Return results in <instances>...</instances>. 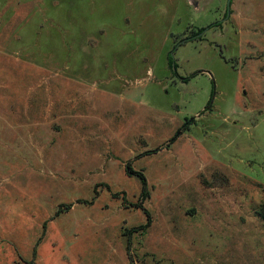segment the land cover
<instances>
[{"label": "rangeland", "instance_id": "obj_1", "mask_svg": "<svg viewBox=\"0 0 264 264\" xmlns=\"http://www.w3.org/2000/svg\"><path fill=\"white\" fill-rule=\"evenodd\" d=\"M91 1L0 0V264H264V0Z\"/></svg>", "mask_w": 264, "mask_h": 264}, {"label": "trees", "instance_id": "obj_2", "mask_svg": "<svg viewBox=\"0 0 264 264\" xmlns=\"http://www.w3.org/2000/svg\"><path fill=\"white\" fill-rule=\"evenodd\" d=\"M217 22H215V24L213 25H216ZM205 29V27H202V28H199V32L203 31ZM167 60H168V65L172 68L173 65L174 67L176 68V64L174 63V60H173V57L170 55V53L168 52L167 54ZM175 68L173 69V71L175 72ZM209 102L210 100L207 102L206 106H205V109L208 108V105H209ZM195 121V118L192 117L191 119H187L181 127L178 128V130H186L188 129L189 125L192 124L193 122ZM175 138L174 137H171L170 138V141H173ZM151 150H146L144 152H142L141 154L139 155H143V154H146L148 152H150ZM126 172L130 175H137L141 181V184H142V189H141V193H140V197H139V200L138 202H136L135 204H133L135 207H140L145 215H146V222L140 226H138L135 230L137 229H146L150 223H151V218H150V214L149 212L147 211V209H145L142 205V202L149 196V190H148V187H147V183H146V178L144 176V174L141 172V171H137V170H134L131 168L130 166V163H126ZM263 195H264V191H263ZM71 206V204H65L64 207L65 209L69 208ZM61 207L58 208V210L56 211V214H58L60 211H61ZM260 216L262 219H264V202L262 204V207H261V210H260Z\"/></svg>", "mask_w": 264, "mask_h": 264}, {"label": "crops", "instance_id": "obj_3", "mask_svg": "<svg viewBox=\"0 0 264 264\" xmlns=\"http://www.w3.org/2000/svg\"><path fill=\"white\" fill-rule=\"evenodd\" d=\"M92 1H93V0H92ZM92 1H91V2H92ZM33 6H36V1L34 2ZM30 21H32V20H30ZM30 21H29V22H30ZM34 21H37V20H34ZM41 21H42V20H41ZM39 22H40V21H39Z\"/></svg>", "mask_w": 264, "mask_h": 264}, {"label": "water", "instance_id": "obj_4", "mask_svg": "<svg viewBox=\"0 0 264 264\" xmlns=\"http://www.w3.org/2000/svg\"><path fill=\"white\" fill-rule=\"evenodd\" d=\"M229 14V9L227 8V15ZM173 68H174V65H173Z\"/></svg>", "mask_w": 264, "mask_h": 264}]
</instances>
